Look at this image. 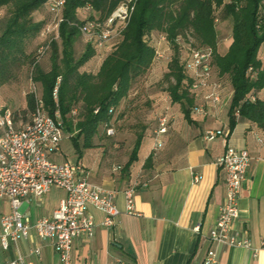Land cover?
<instances>
[{
  "label": "crops",
  "instance_id": "0c3cea01",
  "mask_svg": "<svg viewBox=\"0 0 264 264\" xmlns=\"http://www.w3.org/2000/svg\"><path fill=\"white\" fill-rule=\"evenodd\" d=\"M260 58L264 59V51ZM19 91L15 81L1 86L0 109L12 113L24 109L26 92ZM206 93V89H189L193 100L189 120L170 102L179 112H174L163 146L150 165L145 161L153 145L151 136H144L137 161L123 170L132 147L100 141L101 129L95 147L82 149L81 156L74 150L72 158H62L60 148L52 155L56 162L78 161L91 183L113 191L114 204L121 212L114 226L106 228L101 225L103 214L87 208L96 227L92 237L81 235L73 241L71 264H204L208 251L216 253V264H264V130L244 120L229 129L231 86L222 88L217 104L205 100ZM257 97L264 99V90ZM227 146L247 150L250 156L233 228L239 234L247 231L252 248L258 250L255 256L250 249L221 246L207 239L225 197V175L218 160ZM116 166L121 169L115 170ZM194 177H198L196 182ZM137 178L146 185L136 188L137 215H131L125 213L124 191ZM64 196L62 189L53 187L40 200L24 202L22 213L33 224L49 217ZM7 204L0 199V219L9 211ZM7 247L0 245V264L18 256L25 264H60L54 240L41 239L33 230Z\"/></svg>",
  "mask_w": 264,
  "mask_h": 264
},
{
  "label": "trees",
  "instance_id": "16d2710c",
  "mask_svg": "<svg viewBox=\"0 0 264 264\" xmlns=\"http://www.w3.org/2000/svg\"><path fill=\"white\" fill-rule=\"evenodd\" d=\"M48 1L0 0V9L5 8V14L0 17V87L14 81L20 69L29 65V80L41 88V95L37 96L44 111L51 117L56 110L59 112L64 135L71 139L78 157L82 149L95 147L94 140L100 129H104L108 138L114 135V131L113 135H107L106 130L111 128L115 111L128 97L137 79L149 72L156 58L155 48L146 41L154 32L163 34L171 46L172 55L163 77L167 83L165 92L187 120L193 105L189 94L192 79L187 61L180 59L181 45L189 47V51L195 47L212 50L213 80L216 77L221 87L227 80L232 88L227 112L229 129L232 130L238 120H244L264 130V99L257 97V92L264 90V59L260 58L264 46V0H133L129 21L120 35L111 39L120 40L94 73L80 68L109 41L97 47V33L87 40L77 56L75 44L83 36L80 27L89 22L103 26L124 0H64L57 39L44 36L45 44L40 48L43 52L32 56L27 50L46 27L43 21H35L34 14L45 7L54 17ZM83 9L98 18L89 16L80 20L78 14ZM215 10L219 12L217 18ZM217 19L231 22V42L222 56L217 52ZM48 49L50 67L45 70L39 62ZM57 78L61 81L57 99H54L52 93ZM24 99L26 107L12 113L13 123L16 122L14 125L18 128L31 122L37 107L33 93L26 92ZM18 114L25 121H17ZM157 119L151 132L152 142ZM144 132L145 127H142L136 135L123 170L137 161ZM152 158L150 153L145 165H150Z\"/></svg>",
  "mask_w": 264,
  "mask_h": 264
},
{
  "label": "built area",
  "instance_id": "2783aa9c",
  "mask_svg": "<svg viewBox=\"0 0 264 264\" xmlns=\"http://www.w3.org/2000/svg\"><path fill=\"white\" fill-rule=\"evenodd\" d=\"M63 3L64 0H49L47 3L54 14L56 33L61 21L60 11ZM133 8V0H124L103 26L94 22L81 26V35L88 40L98 33L97 47H103L120 35ZM49 32L50 28L46 26L41 35L47 36ZM40 51L43 52V48ZM210 57L211 49L192 51L190 59L187 60V69L192 79L190 88L194 91L206 89L204 99L217 104L220 102L222 87L212 78ZM60 81L61 79L57 78L52 93L54 99H57ZM31 93L37 98V107L29 124L15 127L12 112L0 109V199L6 200L9 206L8 213L0 219V245L7 249L10 243L26 238L33 230L41 239L54 240V251L60 264H71L73 241L81 235L92 237L96 227L87 208L103 214L101 225L106 228L114 226L116 217L121 212L114 204L113 191L91 183L78 161L56 162L51 158L59 151L64 138L62 119L57 110L53 117L44 111L34 87ZM235 115L237 116V113ZM172 119L167 112L158 117L150 151L153 157H156L162 148L163 136L167 133ZM106 134L113 135V129L108 128ZM249 164L250 156L247 150H236L230 146L226 147L218 160V165L224 171L226 190L224 201L219 207L217 219L207 239L221 246L250 249L255 256L258 250L252 248L247 231L242 230L239 234L233 228L239 218L238 200ZM119 169V166L115 167V170ZM197 180L198 177H194V181ZM144 185L146 182L137 178L132 186L124 191L125 213L137 215L134 192L136 188ZM53 187L62 189L65 196L49 217L39 218L30 224L26 215L21 212L22 204L31 198L40 200ZM6 264L25 262L18 256ZM204 264H216V253L208 251Z\"/></svg>",
  "mask_w": 264,
  "mask_h": 264
},
{
  "label": "rangeland",
  "instance_id": "374dc122",
  "mask_svg": "<svg viewBox=\"0 0 264 264\" xmlns=\"http://www.w3.org/2000/svg\"><path fill=\"white\" fill-rule=\"evenodd\" d=\"M39 13L35 14V19H41L45 24L50 28V32L47 34L48 38L57 39V33L54 28V17L47 11V9H42L38 11ZM5 14V8L0 9V17ZM219 12L215 10V17L217 18ZM89 16H92L93 19L98 18L95 14H90L86 9L80 10L78 17L80 20H85ZM215 29L217 33V52L223 54L230 42H231V22L229 20L221 21L217 19L215 21ZM44 36H39L35 39L29 46L27 50L28 53H32V56H35L40 48L44 46L45 40ZM189 43L193 42L190 36ZM120 40L114 39L109 41L105 47L97 50L95 57L91 61L85 64L80 70H87L94 73L101 61L105 56L112 50L114 45ZM148 44L153 46L158 53L154 63L152 64L151 69L144 76L137 79L134 83L131 90L129 91L128 97L122 102L121 106L115 111L113 119L111 120V129L114 131V135L107 137L105 135L104 129H101V139L100 141L106 142L108 145L117 144L122 147H132L135 137L138 133L141 132L142 127H145L144 136H151L152 130L155 128V122L157 117L163 112H167L169 115L173 116L174 112L178 113L177 106L173 107L170 103L165 88H167V83L164 81V74L167 73V64L171 58L172 50L171 46L165 39L163 34L152 33L146 38ZM87 42V39L83 36L77 40L75 44V52L78 56ZM181 45V44H180ZM180 50V59L188 60L190 59L191 52L194 50H203V48H192L189 51V47L181 45ZM261 51H264V46H262ZM262 53V52H261ZM50 51L49 49L45 52L39 64L45 70H48L50 67ZM31 67L26 65L20 69L14 78L15 85L20 89L21 92H32L33 87L36 89V94L41 95V88L39 85L32 84L29 80V74ZM214 80L217 81L216 77ZM218 82V81H217ZM223 82V81H222ZM226 83V84H225ZM224 83L222 88L229 89V82ZM16 95H18L16 93ZM19 96H15V100H18ZM17 121H25L21 116H17ZM29 121V120H28ZM143 145L145 144L142 143ZM61 157L62 158H72L74 149L72 147L71 139L64 135L63 140L60 144ZM22 212V209H21Z\"/></svg>",
  "mask_w": 264,
  "mask_h": 264
}]
</instances>
